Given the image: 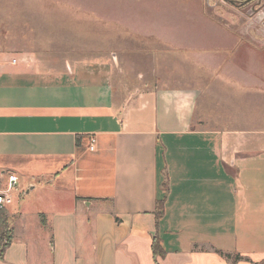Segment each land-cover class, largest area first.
Returning <instances> with one entry per match:
<instances>
[{
	"label": "crops",
	"instance_id": "obj_1",
	"mask_svg": "<svg viewBox=\"0 0 264 264\" xmlns=\"http://www.w3.org/2000/svg\"><path fill=\"white\" fill-rule=\"evenodd\" d=\"M7 1L0 188L7 172L19 182L4 209L11 243L0 264H232L220 251L240 254L235 264L263 262L264 53L256 44L188 7L204 20L201 38L147 36L217 52L186 55L196 72H176L182 59L166 60L164 84L122 99L101 62L8 51ZM149 63L137 72L152 76ZM209 76L216 80L205 102L223 111L217 128L202 125L213 120L199 106Z\"/></svg>",
	"mask_w": 264,
	"mask_h": 264
},
{
	"label": "rangeland",
	"instance_id": "obj_2",
	"mask_svg": "<svg viewBox=\"0 0 264 264\" xmlns=\"http://www.w3.org/2000/svg\"><path fill=\"white\" fill-rule=\"evenodd\" d=\"M256 1L242 8L228 0H10L2 4L7 12H12L7 13L4 24L6 48L19 53L47 52L46 57L57 60L70 54L81 55L86 62H101L102 69L111 72L117 95L124 99L130 93L164 84L169 79L160 73L164 61L181 58V72L179 67L176 72L184 73L189 68L196 72L200 69L191 68L186 55L207 50L217 52L218 49L190 47V42L187 46L157 45L154 37L147 36L155 30L174 38L185 39V35L201 38L207 30L204 20L189 8H198L210 22L229 27L240 41L255 43L264 53V0ZM251 5L260 8L250 14ZM24 7L29 12L21 14ZM209 38L210 44L219 45L212 33ZM150 60L152 76L137 72L149 69ZM167 61L165 64L171 66ZM215 80L209 76L199 84L204 95L199 106L213 120L205 121L202 124L205 127H221V102H217L216 108L211 105L214 100L205 102L204 91ZM6 233L9 235L8 230Z\"/></svg>",
	"mask_w": 264,
	"mask_h": 264
},
{
	"label": "trees",
	"instance_id": "obj_3",
	"mask_svg": "<svg viewBox=\"0 0 264 264\" xmlns=\"http://www.w3.org/2000/svg\"><path fill=\"white\" fill-rule=\"evenodd\" d=\"M0 258L3 257L5 249L9 246L11 243V237L6 233L7 229V220H8V215L5 213L4 209L3 211L0 210ZM164 214V200H159L157 202L156 206V216L158 219H160ZM153 252L155 257L157 255H164V250L163 247L160 243L159 237L154 238L153 242ZM222 255L225 257L229 258L232 262V264L237 263V261L241 258L240 254H228V253H223L220 251ZM258 264V263H255ZM259 264H264V261L259 263Z\"/></svg>",
	"mask_w": 264,
	"mask_h": 264
},
{
	"label": "built area",
	"instance_id": "obj_4",
	"mask_svg": "<svg viewBox=\"0 0 264 264\" xmlns=\"http://www.w3.org/2000/svg\"><path fill=\"white\" fill-rule=\"evenodd\" d=\"M18 182H19V177L16 173L13 172L5 173V177H3L4 184L3 187L0 188V210L5 209L7 205L12 203L13 194L17 189Z\"/></svg>",
	"mask_w": 264,
	"mask_h": 264
},
{
	"label": "flooded vegetation",
	"instance_id": "obj_5",
	"mask_svg": "<svg viewBox=\"0 0 264 264\" xmlns=\"http://www.w3.org/2000/svg\"><path fill=\"white\" fill-rule=\"evenodd\" d=\"M228 1L230 3L237 4L238 6H240L242 8H245L248 4L250 5V3L253 2L254 0H228ZM236 2H239V3H236ZM256 3H260V1L257 0ZM250 7L252 9V11H250V14H253V12H257L258 7L260 8V6L255 7V5H251Z\"/></svg>",
	"mask_w": 264,
	"mask_h": 264
}]
</instances>
